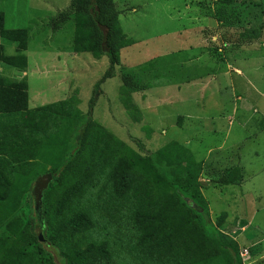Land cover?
Listing matches in <instances>:
<instances>
[{
	"label": "rangeland",
	"instance_id": "1",
	"mask_svg": "<svg viewBox=\"0 0 264 264\" xmlns=\"http://www.w3.org/2000/svg\"><path fill=\"white\" fill-rule=\"evenodd\" d=\"M72 1L0 0V187L25 191L67 144L79 146L92 121L94 138L74 171L80 178L53 184L49 204L57 226L75 214L90 218L81 242L95 258L94 244L106 243L101 264H150L146 256L158 250L172 256L168 242L198 259L209 221L238 242L241 264H264V0H113L125 37L115 66L104 54L73 49L80 14L52 27ZM124 76L137 90L124 94ZM167 146L195 163L198 217L155 178L171 173L156 156ZM119 168L135 197L113 194ZM17 192L0 203L2 249L17 240L47 264L37 245L17 237L24 223L35 224L32 193L15 204ZM142 199L164 228L143 251L133 234ZM16 218L22 225L11 233L6 225Z\"/></svg>",
	"mask_w": 264,
	"mask_h": 264
},
{
	"label": "trees",
	"instance_id": "2",
	"mask_svg": "<svg viewBox=\"0 0 264 264\" xmlns=\"http://www.w3.org/2000/svg\"><path fill=\"white\" fill-rule=\"evenodd\" d=\"M221 8L225 10L226 5H223ZM73 13L80 14L76 23L73 49L77 52L84 51L94 52L98 55L104 54L107 56L111 66L119 64V50L125 43V37L118 25L119 11L114 1L73 0L70 7L53 20L52 27L58 29L61 24L70 20ZM230 17L229 14H225V11H223L221 12L223 20L220 22L227 24ZM126 89H130L131 91L137 90L135 83L129 76L123 77V91L125 95ZM25 104L26 100L23 98L21 105ZM48 109H51V107H48ZM53 109L57 111L56 107ZM94 129L95 124L92 121H88L83 133L79 137V146L72 148L67 144L57 163L49 171H43L38 175L39 177L45 172H51L53 176L42 197V240L39 239L35 230L36 216H34L35 224L33 218L24 223L23 229L17 237L24 238L27 245H37L38 250L47 255V264H101V261L108 259L106 257L108 253V249L105 248L106 243L94 244L93 247L98 252L96 258L95 252L91 250V247L85 248L82 245V236L85 235V231L89 227V217L82 213L75 214L65 222L61 220L63 225L57 226L58 220L56 214L49 204L50 191L54 187L53 184L64 182L67 177L70 178V183L80 178L82 173L77 174L74 171L78 169L79 164L83 160L85 151L90 146L89 141H92L94 138ZM181 149L177 146H167L157 152L156 156H162L166 159L172 166V170L170 175H156L155 178L166 181L170 187L174 188L178 193L179 200L184 204L186 209L195 217H198V212L204 210L198 203V201L202 200L201 184L194 174L195 163L191 159H186L183 153H181ZM4 164L1 161L0 165L3 169L5 167ZM3 181L5 182L6 179ZM29 182L25 185V191H11L8 188L3 190L0 187V203L6 200L5 197H7L9 192H17L18 194L15 195L16 199H10L15 204H19L22 195L27 191L31 192L33 188L34 183ZM65 184L68 185L67 182ZM111 185L114 189L113 194H116L117 197L119 195L123 196V194L129 195V193L132 198L135 197L136 192L133 196L130 190L133 184L125 168L116 169ZM140 193L139 190L138 195ZM138 207L139 210L133 214V234L136 233L138 235L141 245L139 244L137 247L143 251L145 243H159L160 240L158 238L164 232V228L161 222L163 220L160 218L161 215L154 207V204L142 199L139 201ZM21 225V220L16 218L7 223L6 228L9 232L15 233V229H18ZM205 225V231H202L206 242L204 256L197 259L183 251L180 247L174 249L173 243L168 242L169 251L173 250L172 256L164 257L161 254V250H158L156 255L152 256L149 254L146 256L150 264H241L238 242L218 230L210 221L208 223L205 222ZM208 228L210 229L209 232H207ZM5 243V239L0 238V264H42L40 258L32 256L25 248L20 247L17 240L15 244L13 243L3 250L2 248ZM151 249L155 250L154 248Z\"/></svg>",
	"mask_w": 264,
	"mask_h": 264
},
{
	"label": "water",
	"instance_id": "3",
	"mask_svg": "<svg viewBox=\"0 0 264 264\" xmlns=\"http://www.w3.org/2000/svg\"><path fill=\"white\" fill-rule=\"evenodd\" d=\"M51 172H45L40 175L34 182L33 188L31 190L32 197H33V204H34V212L36 216V225L35 230L37 236L40 240H42L41 231H42V197L44 190L47 189L49 183L52 180Z\"/></svg>",
	"mask_w": 264,
	"mask_h": 264
}]
</instances>
